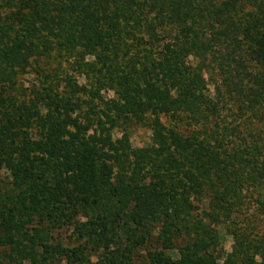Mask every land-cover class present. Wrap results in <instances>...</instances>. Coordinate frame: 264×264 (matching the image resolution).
I'll list each match as a JSON object with an SVG mask.
<instances>
[{
	"label": "trees",
	"instance_id": "16d2710c",
	"mask_svg": "<svg viewBox=\"0 0 264 264\" xmlns=\"http://www.w3.org/2000/svg\"><path fill=\"white\" fill-rule=\"evenodd\" d=\"M49 57L87 85L44 74ZM209 65L253 121L248 150L224 126L198 140L162 124L219 119ZM263 124L264 0H0V264H264L263 241L232 226L244 194L264 210ZM133 125L148 147L130 148Z\"/></svg>",
	"mask_w": 264,
	"mask_h": 264
},
{
	"label": "rangeland",
	"instance_id": "374dc122",
	"mask_svg": "<svg viewBox=\"0 0 264 264\" xmlns=\"http://www.w3.org/2000/svg\"><path fill=\"white\" fill-rule=\"evenodd\" d=\"M195 58V57H194ZM193 57L190 60L194 62V64L198 61V59H194ZM208 58V57H206ZM43 71L44 74H48L50 77H55L58 80L69 77L71 80H76L80 85H87L88 78L78 75V71L76 67L72 63L64 58L57 57H49L43 60ZM203 64V61L201 62ZM206 66V65H205ZM33 68L28 69L27 73L20 76L17 79V85L21 86L22 91L27 93L32 84H36L35 76L33 75ZM202 75L205 82L206 94L208 98L212 102H218L219 109V119L212 120L209 119V122L201 125L200 122H194L187 115L181 114L179 119H162V124L168 129H174L183 137H188L190 135L196 136L198 140H201L206 135H210L212 130H214V126L217 127V130H221L224 126L225 128L233 130L231 133L233 137L232 140L234 143L238 144L241 147H245L248 150L249 142H248V131L251 130V123L253 121H248L245 117L241 118L237 116L234 112L233 107L230 106V103L224 101L220 94L221 86L220 82L216 76V72L212 70L211 66H207L202 69ZM80 76V78H79ZM101 97L104 100L112 99L113 95L109 91H102ZM264 125V124H263ZM126 139L130 148L132 149H140L148 147L150 143V132L145 125H133L126 129ZM252 131V130H251ZM253 132V131H252ZM262 141L264 142V128L261 131ZM122 130L116 129L112 133V140H118L121 138ZM240 139H243L242 141ZM241 141V142H239ZM261 146V144H259ZM1 176L5 182V174L1 173ZM245 200L244 205L239 210L236 218L232 221V226L245 230V233L248 234L249 239L252 241H263L264 243V210H258L256 206L253 204V201L249 198V193L243 195ZM264 201V198H262ZM196 209L193 211L192 221H194L195 225L197 222L203 224V205H199L196 201H193ZM230 223L225 221H220L217 223H213L210 225V228L216 231V237L218 239V247L216 248L215 254L219 257H223L224 254H228L232 250V246L234 244L233 239L230 237L228 229ZM69 232H61L59 237L62 239L64 243L67 242V236ZM172 258H175L172 254H170Z\"/></svg>",
	"mask_w": 264,
	"mask_h": 264
}]
</instances>
